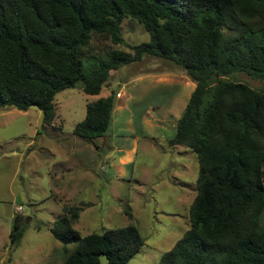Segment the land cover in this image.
I'll list each match as a JSON object with an SVG mask.
<instances>
[{"label": "trees", "instance_id": "1", "mask_svg": "<svg viewBox=\"0 0 264 264\" xmlns=\"http://www.w3.org/2000/svg\"><path fill=\"white\" fill-rule=\"evenodd\" d=\"M125 18L150 40L126 43ZM97 38L132 52L93 54ZM145 56L173 62L196 84L169 144L197 153V193L189 228L158 264H264V0H0V109L37 107L51 125L59 92L100 94L113 71ZM116 97L89 102L74 133L104 136ZM80 210L66 207L51 227L64 246L60 264H128L141 252L135 224L83 235ZM22 223L15 215L13 243Z\"/></svg>", "mask_w": 264, "mask_h": 264}, {"label": "rangeland", "instance_id": "2", "mask_svg": "<svg viewBox=\"0 0 264 264\" xmlns=\"http://www.w3.org/2000/svg\"><path fill=\"white\" fill-rule=\"evenodd\" d=\"M122 35L130 45L150 40L143 24L130 18L122 22ZM111 48L132 52L102 38L93 41L90 50L99 55ZM237 78L262 86L244 74ZM191 85L183 68L156 56L113 71L101 94L124 91L128 108L104 136L92 141L75 134L74 126L98 97L79 86L56 95L57 115L51 125L44 124L37 107L26 112L0 109V264H60L64 246L51 227L71 206L81 209L74 226L83 235L135 224L145 244L128 264H158L189 228L197 193V153L169 144ZM132 128L141 141L133 163L125 166L126 174L118 175L121 154L111 145L131 146ZM120 131L123 134L116 136ZM15 215L23 216L25 230L13 243Z\"/></svg>", "mask_w": 264, "mask_h": 264}, {"label": "crops", "instance_id": "3", "mask_svg": "<svg viewBox=\"0 0 264 264\" xmlns=\"http://www.w3.org/2000/svg\"><path fill=\"white\" fill-rule=\"evenodd\" d=\"M194 87L195 88V86H196V84L194 83V82H192V85H191V87ZM111 87V86H110ZM194 88H193V90H194ZM193 90H192V92H193ZM102 92V91H101ZM101 92H100V94H97V97L98 98H100V97H106V96H108L110 93H111V91L110 92H108V93H102L101 94ZM191 92V93H192ZM125 92L124 91H121V90H119L118 92H117V97H116V105H115V108H114V110H113V115H112V122H111V124H113L115 121H117L119 118H120V116L123 114V112L128 108V98H126L125 97ZM191 95V94H190ZM97 100V99H96ZM95 101V100H94ZM176 103L178 102V101H175ZM174 102V103H175ZM186 105V104H185ZM184 105V106H185ZM173 106H175V104H173L171 107V111L172 110H174V108L175 107H173ZM28 111V110H27ZM26 112V111H25ZM114 118H116V119H114ZM179 119V118H178ZM178 121V120H177ZM130 124H131V122H130ZM132 125V124H131ZM151 125H152V127H154V124L153 123H151ZM110 127H111V125H110ZM130 133H132L134 136V141H133V144L131 145V146H126V144L124 143H122V145L121 146H117V143H115V142H113V145H111V147L112 148H114V149H116V150H118L119 151V153L121 154L120 155V165H119V170H120V174L118 173V175H125L126 174V165H130L131 163H133V159L135 158V155L137 154V150H138V145H139V143H140V141H141V139L140 138H138V136L137 135H135V131H134V129L132 128V129H130ZM121 134H123V132L122 131H120V133L119 134H117L116 136H118V135H121ZM113 138H114V135H112V140H113ZM150 138V137H149ZM181 146H183V145H181ZM185 147V146H184ZM177 148V147H176ZM187 148V147H186ZM175 149V148H174ZM188 150H191V149H189V148H187ZM183 153L184 154H187L186 153V151H183ZM106 157H110V155H106ZM196 160H197V157H196ZM198 168V167H197Z\"/></svg>", "mask_w": 264, "mask_h": 264}, {"label": "built area", "instance_id": "4", "mask_svg": "<svg viewBox=\"0 0 264 264\" xmlns=\"http://www.w3.org/2000/svg\"><path fill=\"white\" fill-rule=\"evenodd\" d=\"M18 210H20V211H21V210H22V207H21V206H20V207H18Z\"/></svg>", "mask_w": 264, "mask_h": 264}]
</instances>
